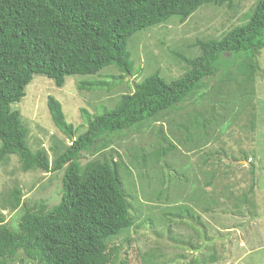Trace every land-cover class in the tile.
<instances>
[{
    "label": "rangeland",
    "instance_id": "obj_1",
    "mask_svg": "<svg viewBox=\"0 0 264 264\" xmlns=\"http://www.w3.org/2000/svg\"><path fill=\"white\" fill-rule=\"evenodd\" d=\"M255 0H234L231 6L206 3L184 21L177 16L140 29L127 42L134 61L133 73L107 66L95 74H72L62 86L34 74L25 95L12 108L20 112L27 127L31 150L44 148L50 162L53 150H62L69 138L53 123L47 97L57 99L66 122L76 134L86 129L81 109L90 114L111 108L122 93L131 92L135 82L159 71L166 79L180 76L185 57L199 53L198 39H220L225 32L246 21ZM248 14V15H247ZM259 69L251 87L254 92V120L248 123L249 105L244 106L232 81L219 74L206 80L202 97L188 98L178 107L114 133L99 152H82L84 164L102 154L120 156L129 167L122 171L134 225L109 242L107 264H264V47L256 55ZM84 81H106V87H81ZM215 117L202 139L191 128L189 118ZM192 115V116H191ZM161 136L166 138L161 141ZM175 148L140 165L141 154L158 151L168 143ZM245 156L247 157L245 159ZM135 159L130 164V159ZM166 163V166L165 164ZM63 169L24 171L15 155L0 164V213L8 226L17 228L22 204L11 209L10 191L21 190L27 206L45 210L60 199ZM252 184V186H251ZM183 206L185 210H181ZM108 251V252H109ZM0 264H38L19 250Z\"/></svg>",
    "mask_w": 264,
    "mask_h": 264
},
{
    "label": "trees",
    "instance_id": "obj_2",
    "mask_svg": "<svg viewBox=\"0 0 264 264\" xmlns=\"http://www.w3.org/2000/svg\"><path fill=\"white\" fill-rule=\"evenodd\" d=\"M233 1L0 0V164L15 155L24 171L63 169L60 199L45 210L24 205L19 188L10 191L9 207L22 204L23 212L17 228L8 226L0 213V259H10L21 250L38 264H107L112 256L109 242L134 225L122 176L123 170H130L120 156L113 160L111 153L82 164L81 153L95 154L114 133L154 119L188 98L202 97L206 80L217 74L223 82L236 84L244 107L249 105L244 127L252 129L251 84L259 69L256 55L264 47V0H255L246 21L220 39L196 40L199 53L180 56L185 62L180 76L166 79L154 71L135 82L131 92L122 93L111 108L96 114L81 109L86 123L81 133L76 134V128L66 122L60 102L49 95L50 117L70 141L62 150H53L52 162L44 148L33 151L28 146L27 127L20 112L12 108L25 95L24 88L34 74L47 76L59 87L67 76L95 74L107 66L132 74L134 61L127 42L133 33L172 16L184 21L206 3L231 6ZM107 85L106 81L80 83L89 89ZM192 115L186 135L178 140H191V128L202 139L205 132L199 128L215 119L212 115L199 122ZM174 148L169 142L152 152L155 157L143 153L140 165L159 162L161 155Z\"/></svg>",
    "mask_w": 264,
    "mask_h": 264
},
{
    "label": "water",
    "instance_id": "obj_3",
    "mask_svg": "<svg viewBox=\"0 0 264 264\" xmlns=\"http://www.w3.org/2000/svg\"><path fill=\"white\" fill-rule=\"evenodd\" d=\"M113 171H114V165H113Z\"/></svg>",
    "mask_w": 264,
    "mask_h": 264
}]
</instances>
